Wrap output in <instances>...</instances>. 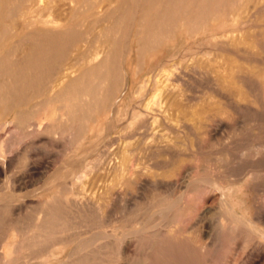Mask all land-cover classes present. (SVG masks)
<instances>
[{"label":"rangeland","instance_id":"1","mask_svg":"<svg viewBox=\"0 0 264 264\" xmlns=\"http://www.w3.org/2000/svg\"><path fill=\"white\" fill-rule=\"evenodd\" d=\"M47 1L48 0H42L41 5L39 6L38 16L41 19H43L47 16V12L44 9ZM105 1H106L105 3H107V4L112 3L111 8L114 12L116 10L121 9V13H122V11L125 14L127 13L126 15H124L122 13V16L121 15L118 16V18H121L122 20H123L124 16H125V18L123 20V24L121 23L122 28L120 26L119 28H121V29L118 28L119 31L116 30L117 31L116 35L119 37L120 33H122V30H123V33H122L123 35H120V37L122 36L120 38L121 44L123 42L129 41L131 49H132V51H130L129 54L126 56L127 60L125 63V68H126V70H128V72L131 76L130 83H129V89L126 91V93L124 94V97H123V99L126 100V103L128 105L130 104L131 99L132 100L134 99V97L132 96V91L135 90L137 88V86H139L145 78H148V77L149 78L150 77L155 78L157 70L161 66H165V67L166 66L167 67L172 66L171 68H173L175 70L174 74L172 75V80L169 81V85L172 83L170 85L171 88L172 87H174V88L173 89L169 88L171 91L165 90V92H164L165 94H163V93L162 94H163V96L164 95L167 96V94L169 95V92H170V95H171V92L175 88L178 87L177 89H175L176 91L178 90L177 91L178 93L176 92L177 93L176 94L174 92L175 91L174 90L172 95L173 96L176 95L173 98H177L179 101H182L183 99L185 100L184 103L182 101V103H183V104L181 103L182 106L180 105L183 108L186 107L184 105H186V102H187L188 108L187 107L185 108V109H187L186 112H185V110H183L179 106V102H177L178 100L177 101H176V99L173 100L172 95L169 96V98L172 99V102L174 101V102H176V104L178 103L177 105H178L179 109H177V110L179 111L181 108V110L179 111L180 113L179 112L177 113L178 116L176 115L177 111L173 110L174 106L176 104L172 105L171 107H169V105H167L168 107H165V104L167 101L163 104V106H164L163 109L161 106H158V105H156V106L154 105L156 109L154 107H152V108H154V111L156 113L153 111V109L151 107H149L150 109H152V110L149 109L150 111L148 110L147 107H146V109L143 108V107H145V104H143V103L146 101V97H143L141 99L138 97V99H134L130 104V106L133 107L134 110H139L143 115V116L141 115V120L137 123L138 125L135 124V127L137 126V128H138V132L135 131V132H137L134 135L135 137H133L129 140L131 148L134 147L133 149H135L134 150L135 154H136V152H138V154H136L137 156L139 155V152L140 153L145 152V154L147 156V157H145V155H143L144 153L141 154V156L139 155V158L140 157L143 158V156L145 157L143 159L140 158L141 160H144V161L140 160V161H136V163L139 162V163H141L140 165H142L143 163L145 164L146 159H148V161L152 160L151 158H153L154 156L150 155L152 157L151 158L149 157L150 153H149V151H144L145 148H144V146L143 147L141 146V145H143L141 143V141L145 142L148 145L150 143L151 138L154 136V133L157 132L155 134L157 136V138L158 137L160 138V136L162 135L161 138H163V140L166 139L167 142L171 138L169 140L170 141L169 143L166 142V145L170 144V146H172V147L176 146L174 148V150L172 151V153L168 156V154L170 153V152H167L168 149H165L166 151L163 150L165 148L164 143L166 140L163 141L160 138L161 140L159 141L157 139V141H159L158 143L160 145L161 144L162 145L164 144V145H163V147H161L162 148L161 150H163V151L159 150L158 154L155 155V156H158L159 158L157 157L154 160H156V159H157L156 161H158V160L163 161L164 160L165 162L167 160L166 163L169 162L170 167H169V165H168V167H166L167 164L165 165L164 161L161 163H160V161H158L159 163L156 161H153V162L150 161L151 163H153V165L150 162H149V164L147 163L148 165L145 164L148 169L146 168L145 165L141 166V167H145L146 170L144 169L145 173H143V178L141 177L142 179L141 178L138 179V184L136 183V186H135L133 192H131V194H129L128 196L122 195L123 197H117L110 205L107 203L103 207V208H105V209H103V213H101L102 215H105L103 217L101 214H99L93 210H89V211L86 210V212L80 213V214H77V213L74 214V211L72 213V211L70 210L72 208H70V205L67 204L68 203L67 200L69 197H74V196L75 197L76 196L77 197L83 196L85 198L92 197L95 193L96 194L101 193L103 190V186L105 184L111 182L112 179H114L113 178L114 175L111 172H108L110 170V167H111L110 165L112 164L111 162L109 163V165H107L108 162L106 164L107 167L109 168L108 169L106 167L108 169V170L106 169L107 171L105 170L106 173L104 170L101 171V173L95 172V171H93V172L90 171L91 173L90 172H88L89 174L86 173L88 175V176H86V174H85V171L87 170V167H86L87 164L86 163H89L91 161V158L89 157V155H90L89 153H91L90 152L91 150H89V149L94 150L96 145H99V147H102L103 148L102 150H108V148H109L110 151H112V153H115L120 149H125L126 143H124V142H126V140L124 141L123 139H125V137L128 136V132L131 129L130 120H132L131 114H132L133 110L132 109L129 110L126 122H123V121L121 122V120H117L118 119V114H117L118 112L113 113V118L116 121V125H115V127H113L111 132L108 131L109 128L107 129L105 127V126H107L105 124H107V120H108V114H105L103 116L104 117L103 119L100 120V118H98V121H96L97 122L96 126L94 128H92L91 130H89L85 134V137H84V134L80 135V133L78 134V132H77V130L79 132H80V130H82V127H80L79 124H78L79 126L77 125V127L74 125L76 129L72 128L73 127L72 124H74L75 122H77L79 120L80 112H78L79 114H77V116H78L77 117L76 114H74V113H76V111L75 112L72 111V112H74L73 113L75 116L74 118H76L78 120L72 118L73 117L72 116L73 114H71L72 112H70V114H71L70 116H69V112L66 113L68 115V116L66 115L67 117L63 116L64 115V112H63L62 113L63 115H60V116H63V117H61V119L54 112H50L49 114L45 112L47 115L46 116L44 114V110H46V108H45L44 103L42 102L44 100L45 96L44 95L32 96L31 93L28 94L31 90L29 89L30 91H27L28 90L27 86H24V88L22 86H20V85H24L23 83H26V82L22 81V84H21V80L19 82L18 81L19 79L16 76L14 77V75H12V73H11V75H8L11 72L10 70H7V69H5L6 71L3 70L4 72L3 71L0 72L1 73V75H0L1 76L0 77V105H3L2 106L3 110L1 111V109H0V203H2V204H0V264H37V263L57 264L59 261L66 258V256L69 253V250H67L63 254V256L60 257V259H57L54 261H49L48 259H45V257L46 258L48 257V253L49 252L58 253V251L61 247H63V246L65 247L64 243H69L70 241H72L71 239H73V240H80L81 239L82 240L84 238V240H85L87 236H92V233H95L98 230V227H99L98 220L102 219V221L104 222V224L106 226L105 229L108 230L112 226H114V224L117 226L120 225L121 222H123L122 220H125V219L127 220L128 218H135L133 216H135L138 212H139V214L136 215V218L138 219L139 217L142 216V219H143L146 216H148L147 213H145L146 212L145 210H147V211L151 210L152 211L154 206H156V205L158 206V204H160V205L166 204L169 201L171 202V200L176 201V199H179V196L180 197L183 196L184 199L188 201V205L190 206L191 211L194 212V213L191 212L190 213L191 215L186 217L187 220L189 219L188 220L189 222H190V219H192L190 222L191 227L189 226V224H187L188 221L185 220L186 226L190 230L189 233L192 234V235L190 234V237L195 236V237H193V238L191 237V238L193 240H195V239L197 240V238L199 236V233H197V231L199 228L204 226L203 229L201 228L203 233H205L206 229L208 228L206 233L208 234V232H209L210 234H208L207 237L203 239V241L205 243H208V244L213 243L216 245L217 248H219V246L226 247V245H227L225 253L230 252V254H228L227 257L233 256L235 249H234V247L232 248V245L234 242L230 243L232 240V237H230L229 233L227 234V233H224L223 231L218 232V229H220V226L218 227V229H216L215 226H213L215 223V222H213V221H215L214 217L211 215V213H210V215H209V213L206 214V209L209 208V205L211 204L210 201H212L211 198H213V199L216 198L217 193L206 192L203 195V193L198 194V192L196 190L194 192L193 189L196 188V186H198V185H202L204 182H206V180L207 181L211 180L212 182L216 183V185L220 188L224 187V186H227V188H229V197L238 203L239 209L241 211H245L247 214H250V215H256L259 211L262 210V208H264V57H263L264 55L257 57V55H259L260 53L261 54L264 53V43H263V47H260L259 44H257V42H256L257 40L253 39V38H256L255 35L257 36V31L255 30V28H252L253 30L249 28V26L251 24L252 25L253 24L255 25V23H256V25L257 24L258 25L264 24V10L261 12H258L257 10L255 11L254 7H252V6H254V2H256V0H253V1L247 0L249 3L246 2V5L244 8H246V11L248 9L251 10L253 8L252 9L253 11L251 10L252 12L250 13V10H248L247 11L248 13H247L244 8L242 10L244 12H242L241 10L238 11V13L240 12L241 20L245 21V19L246 20L248 19L250 24L246 23L247 24L246 27H248V28H247V30H244V31H247L245 33H244V31L241 30L240 26L234 28L236 31L238 30L237 31L238 33L240 30L241 31L239 34L236 33V31H235L234 34L235 33L236 34L232 35L231 38L229 39V41L232 42L234 40L235 44L238 43L237 48L240 49L241 52H239V51L237 52L238 49L236 50V48L234 50L233 49L234 47L232 48L233 50H231V48L229 47L230 48L229 49L230 54H229L228 50L224 49L223 45L220 42L215 43V44L212 43V41L210 39L209 30H208V32L197 34L198 36L196 35V37L193 36L192 38H190V40L187 37V31L186 30H188V29L183 28L182 31L180 30V29H182L181 28L182 25L178 19H180V17L182 16L184 9L185 10L187 9L186 8V7H188L187 4L192 0H190V1L188 0V2L183 1L186 4H183L182 1H180V3H181L180 4L178 1L177 5H175V6H177V8L174 9L175 11H174V14H172L173 15L172 17H175L174 18L175 21L177 19L176 16L178 17L177 23L174 24V20L171 21L173 24L171 22L170 23H171L172 32L174 34L173 36H177L178 30H180V33H179L177 40L166 41L164 44H162L160 40L155 39V37L159 38L161 36V34H162L161 30L163 29V28H160L161 26L160 27L158 26L159 22L156 23L158 25L155 24L157 19H156V16H154L155 15L154 13L157 12L158 9H160L159 6L155 7L154 5H150L151 4L150 1L146 2V0H145V2H144L143 0H141L142 6L140 5V8H138L139 9V11H138V10H136L135 7H134L135 10L133 9L132 3H130L131 0L130 1H128V0L127 1H121V0H111L110 1V0H108V2H107V0H105ZM197 1H198L197 3H199L201 0H197ZM125 2H127V4ZM204 2L205 1L200 2V3L203 4ZM228 2H231V0H228ZM251 2L253 5L251 4ZM120 3L122 5V6L120 5L122 8H120V6H119ZM123 3H125V5L127 6L125 8V10L128 8L126 10V12L123 10L124 9ZM144 3L146 5L148 3L149 5L146 6ZM190 3H192V2H190ZM190 3H189V6L191 7L190 9H192V7H194V6H192V4H190ZM247 4L250 6L248 7ZM261 5H264V3H261ZM14 6H15V3L10 5L11 8H13ZM116 6H118V8H120V9H117ZM148 7L149 8L154 7V8H152L150 11L148 9ZM142 10H144L145 12H143ZM180 10H181L182 14H181V12L180 13L178 12ZM133 11H135V13H132ZM121 13L119 12V14H121ZM177 13L180 14L181 16L178 15ZM241 13L243 14V16ZM132 14L135 15V17L137 18L138 21L139 20L141 21V19L143 18L142 19L143 30L138 35L139 43L136 46L137 52H136V50H134L135 48L133 45L134 41L136 40V38H135L136 36L135 37H133V36L129 37L128 36L129 33L131 32V30H132V32L134 31V29L136 31V28H134L135 25L131 24V22H130L131 21L130 19L132 18V16H134ZM247 14H251V15L248 16ZM193 16L194 15H192V17ZM133 18H132V20H133ZM250 19H253V20H250ZM11 20L8 17V18H6L5 21H7L10 24ZM178 22H179V24H178ZM173 26H175V28H177V29H175ZM163 27H165V26H163ZM166 27H167L166 29H169L167 25H166ZM159 28H160V30H159ZM129 29H131V30H129ZM125 31L127 33V36H126ZM128 31H130V32L128 33ZM156 31H157V33H156ZM223 31H224L223 28L218 27L215 32L218 35H221V34H223ZM248 31L250 33H248ZM253 31L256 33H254ZM154 33L156 35L158 34L157 35L158 37L156 35H152ZM242 33L248 34L249 36H251L253 34V36H251L253 38H250V39L253 41L255 40L254 43L255 42L256 43L255 44L252 43L253 41L249 40V36H245ZM234 36L238 37V39ZM246 37L251 42L246 40ZM124 38H125V40H124ZM127 38H128V40H127ZM173 38H175V37H173ZM153 39H155V40H153ZM246 41L250 44L246 45V43H247ZM154 42H155L156 46H154ZM158 43H159V45H158ZM239 43H241V44H239ZM240 45H241V48L239 47ZM242 46H245V47H243L244 50H241V49H243ZM252 47H255V48H252ZM250 48H252L251 50H252L254 55H252V53H250L251 50H248ZM256 48L257 49L261 48V49H260V51L257 50V52L255 53L253 49H255V51H256ZM245 49L248 50L247 53H245L246 52ZM261 50L263 53L261 52ZM217 51L221 52V53H218ZM225 51H227V53ZM258 51L260 53H258ZM235 53L237 55L239 54V56H237V55L235 56ZM233 54H234V58L237 57L236 59H234L233 57H229L230 55L233 56ZM245 54H246L247 59H244ZM199 55H200V57H199ZM242 55H244V57ZM250 55H252L251 56L252 59H251ZM221 56H223V57H221ZM254 56H255V58H253ZM224 57H225V59H224ZM213 59H216V60H213ZM254 59H257V60L255 61ZM197 60H201L203 62V65H202L203 67H201L202 70L200 68H199L200 69L199 70V69H196L194 67V65H195L194 63H196ZM217 60H220V61H217ZM132 61H133V65L131 66ZM174 61H176V62H174ZM204 62H206V63H204ZM230 63L231 64L232 63L238 64V65L234 64V66L239 67V69L237 67L236 68L232 67L233 64L231 65ZM222 65L224 68L223 67L221 68ZM176 67L177 68L179 67V68L177 69ZM227 67H228V69H232L233 73L231 72V70L229 71L230 76L227 73L228 71L226 72V70H228V69H226ZM136 68H139V69L136 70ZM209 69H211V70H209ZM222 69H223V71H222ZM138 70H140V71L136 75ZM5 73H6V75H5ZM153 73L155 76L152 75ZM225 73H227L226 74L227 79L229 78L228 80H229L230 84H229V82L228 83L226 82V81H228L226 78H224L226 76H223ZM234 73H236V75L238 73V76L233 75ZM219 74H220V77L222 76L224 78V81L226 79V81H225L226 83H223V84H226L225 86H227L225 88V91L228 90L229 88H232V86L237 83L236 85H234V88H232L231 90L228 91L229 93H232V94L227 93V91L223 92L224 87H222V86H224V85L221 84L222 83L221 81L223 80L222 77L221 78L219 77V80L220 79H222V80L220 81V84H217V82L219 81V80H217L218 79L217 77ZM133 75H135V77H133ZM215 75H216V77H215ZM9 76H11V78ZM231 76H233V78H231ZM234 78H237V79L240 78V79L237 80ZM8 79H9V81H8ZM11 79L13 81L16 80V82H12ZM10 80H11V82H10ZM17 81L20 83V85H18ZM117 81H116V85H117L116 88L118 89L120 87V85H122L123 82L122 81L117 82ZM11 83H12V86L14 85L13 88L11 86ZM218 85H220V86H218ZM229 85H231V87ZM131 88H132V90H131ZM24 89H26L25 91H27V92H25ZM20 90H22V92ZM130 90H131V92H130ZM148 91L150 92V89ZM13 92H15V93L17 92V93L14 94ZM149 92H147L146 96L149 95ZM19 94L20 95L22 94V95L20 96ZM25 95H27L28 97L29 96H31V97L25 99V97H27ZM166 96H164L165 99H164V97L162 98V100L164 99L163 101L167 100L168 96L167 97ZM34 97H36V99ZM84 97H86V96H84ZM16 98L17 99L21 98V99H18V101H17ZM179 98H183V99L181 100ZM22 99H25L24 101L27 105L26 107H28V106L30 107V103L33 104L34 102L37 104H40V105H36L34 107L36 109L39 106L35 110V112L36 111L37 112L32 114L33 120L30 118V120H28V122H26V124L28 123V125H26L27 128H25V130H28V131H25L24 129H22V127L17 128L18 127L17 126L18 125V118H15V110H16L15 108L16 107H14V105H17L16 103H19ZM30 99L32 102L31 101L29 102ZM143 99H144V102H143ZM39 100H41L40 101L41 103L39 102ZM212 100H213V102H212ZM11 101H12V103H11ZM168 101H171V100L168 99ZM9 102H10L11 106L8 105ZM13 102H14V105H12ZM208 103L210 105L212 104L211 107H209V106L207 107ZM213 103H215V104H213ZM41 104H42V106H41ZM57 104H59V103H57ZM141 105H143V107ZM177 105L175 107H177ZM213 107H216L218 110L221 107V111L222 112L224 111L226 113L224 114V117L219 116V118H218L219 122H218V120H216V122H215V121H212L210 119L211 123L212 122L216 123V124L214 123V124L210 125V123H209L210 120H204V119H207L206 117L210 113L207 109L211 110V108H213ZM19 108L22 109L23 106H21ZM50 108L52 109L53 106H50ZM141 108H143V110ZM166 108H167V111H166ZM169 108H172L173 112ZM202 108H203V110L205 109L206 112H208V113H205V110H204V112H202ZM144 109L148 110V111L145 112ZM199 109L201 110L202 115L200 113L198 116V112H200ZM124 110H125V107H123V111ZM181 111L183 113L184 112L185 113L183 114V113H181ZM162 113H164V114H162ZM168 113H170L169 117H168ZM144 114H145V116H144ZM148 114H149V116H148ZM171 114H174V116ZM193 114L195 116H193ZM206 114H207V116H205ZM115 115H116V117H115ZM183 115H185V116H183ZM220 115L223 116L222 113H220ZM43 116H44V119H43ZM45 116H46V118H45ZM172 116H173V119L175 116H177V118H179V119L175 118L173 120L171 118ZM181 116H183V118L187 116L188 119L189 118L190 119L188 120L187 117L182 119ZM201 116L204 117V118L202 117L203 119L201 118V120H204L203 122L208 121L207 124H204L203 126L199 125V124H202V123H200V119H199V117H201ZM55 117H58L59 121L63 119L62 122H58V121L56 122L57 119L55 120L54 119ZM64 117L66 119L71 117V119L66 121V119ZM153 117H157V119L159 121L156 124H154V126H150V124L148 125V127L145 126L149 131V132H147L148 134L150 132H153V130H155L153 132V136L150 135L151 136L150 140H149V136H148V139L145 140V137L147 138L148 134L146 133L147 130L146 131L142 130L143 128H145L142 125L146 121L150 120V122H151L153 120ZM164 117H166V120H164L165 119ZM220 117H221V119L223 118L222 121H220L221 120ZM145 118H147L149 120H147ZM167 118L170 121V123H167L168 122ZM196 118L199 119V123H198ZM185 119H187V120H185ZM5 120H6V123L3 122ZM31 120H32V122H31ZM64 120L66 122L72 120V124L70 123L72 125V127H71V125L69 126V123L65 122V125H68L69 129L67 128V126L62 124L61 125L62 129H60V127H59L57 130L56 124L58 123V126H59L60 123L64 122ZM171 120H173L174 123H176V124H174V123L172 124L173 121H171ZM13 121H15V123ZM47 121H48V123H47ZM186 121L188 122V124L184 125L183 123ZM80 122L81 121H79V123ZM191 122L193 124H191ZM29 123H31V124H29ZM32 123L33 124L37 123V125L39 124L40 126H42L43 123H46L47 128L41 127V129H37V128H40V126L37 127V125H33ZM49 123H51L50 127H48ZM46 124H44V125L46 126ZM52 124H54V126H55L54 129H53ZM176 125L177 126L179 125V126L177 127ZM192 125H194V127L196 125V127L191 128ZM24 127H25V125H24ZM48 128H50V130H48ZM63 128L65 130H63ZM46 129L48 131H50V133ZM59 129H60V132H59ZM68 130H69V132H68ZM140 130H142V131H140ZM64 131L66 132V134ZM161 131H163V134H165L166 136L161 134L162 133ZM61 132L62 133L64 132V133L62 134ZM81 132L83 133V130ZM105 132H109V133L103 136V134H105ZM76 133L79 136L80 141L78 139H76V137L78 138V136L75 135ZM158 133H160V134L158 135ZM150 134H152V133H150ZM51 135H52V137H50ZM73 135L75 137H73ZM80 136H82L83 139H81ZM139 136H140V138H139ZM166 137H169V139ZM72 138L74 139V141ZM139 139H140V142L138 141ZM135 140L138 141V144ZM113 141H114V143H113ZM131 141H134V143L132 142L133 145H131L132 144ZM148 141H149V143H148ZM171 141L174 142V143L172 142V145H171ZM79 142H81V145ZM139 143H141V145H139ZM124 144H125V148H122V146ZM176 144H178L179 146ZM109 145H111L112 147H110ZM114 147L118 148V150H115L116 148H114ZM179 147H181V148L183 147L184 152L182 150L177 151L176 149ZM138 148H140V150H141V148H143V149H142V151H140V150H138ZM185 149L187 150V152L189 154L187 152L185 153V151H186ZM174 151H176L178 153H176V152L174 153ZM147 152H148V155H147ZM118 153H120V152H118ZM179 153L181 155L182 154L183 155L181 156ZM172 154L174 155V157L172 156ZM184 154H185V156H186V154L188 155V156H186L187 158L184 156ZM177 155H178V157H177ZM148 157L150 158V160ZM165 157H166V159H165ZM182 157H185L187 160H185V158H182ZM191 157H192V159H191ZM136 158H138V157H136ZM181 160L182 161L184 160L183 162H185V161L187 162V163L185 162L186 163V164H184L185 166L183 165ZM188 160L191 162V164ZM108 161H110V160H108ZM155 163H157V165L160 164L159 166L160 167L162 166L161 167L162 169L160 170V168L159 169L157 168V171H156V169H154V168L159 167V166H156ZM173 163L174 164L176 163L175 166L182 164L181 165L182 168L177 166L176 167L177 170H176L174 165L172 167ZM187 164L189 166L186 167ZM78 165H80V166H78ZM150 165H152V166H150ZM164 165H165V167H163ZM192 165H193L192 169H189V168H191ZM78 167H81L80 168L81 170ZM152 167H154L153 170H152ZM185 167L186 168L189 167V168L186 169ZM178 168H181L183 170V172L179 173ZM184 168L186 169V173H185ZM149 170H150V172L155 171L156 172L155 175H157V174L158 175L161 174V175L155 176L154 173L152 175L148 174ZM175 170H176L177 174L179 173L182 176L184 175V179L182 178V176L179 177V175H177V174H176L177 175L176 177H178V179H176L175 177H171L172 174H173V176L175 175ZM94 172H95L96 176L94 175ZM96 173L101 174V175H98ZM107 173L108 174L110 173V174L108 175ZM90 174H92V175H90ZM165 174H166V176H165ZM82 175H84V176H82ZM145 176H146V178H144ZM78 177L80 179L82 178L81 179L82 182L78 183V180H80ZM83 177H84V179H83ZM100 177L102 180L100 179ZM152 177H153V180H152ZM94 179H96V180L93 182ZM109 179H111V180H109ZM171 179H172L173 183L171 182ZM175 179L177 180V183H176ZM89 180L90 181L92 180V181L89 182ZM98 180H100V182ZM139 180H140V182H139ZM197 180H198V182H197ZM67 181L68 182L70 181L69 186L66 183ZM102 181H104L105 183ZM199 181H200V183H199ZM74 182H76L77 184ZM97 182H99V184ZM73 183L75 186H73ZM96 183L99 186H95ZM65 184L68 186L67 188H66ZM46 185H47V187H46ZM87 187L88 188L90 187V189H87ZM98 187H100V188H98ZM69 189H70V191H69ZM36 190L38 192H35ZM71 190L73 192H71ZM33 191H34V193H33ZM97 191H98V193H97ZM189 191H190V193H189ZM183 193H184V195H182ZM14 195H15V197L12 198ZM23 195H25L26 197ZM17 196H19V197H17ZM189 196H192L196 200H194L192 197H191L192 199H190ZM16 197H17V199L14 200ZM10 198H12V199H10ZM154 198H155V200H154ZM18 199H20V200H18ZM189 199H190V201H189ZM3 200H8V201L12 200V201L9 202L8 204L4 205ZM156 200H157V202H156ZM15 201L17 203H15ZM60 201L61 202L63 201L62 202L63 205L67 202L65 204L66 207L62 206ZM58 202L60 203V205ZM2 205L4 207H2ZM14 206H15V208H14ZM21 206H22V208H21ZM150 207H152V208H150ZM19 208H20V210H19ZM49 208H50L51 215L47 216V215H45L46 214L45 210L46 209L49 210ZM131 209H133V210L131 211ZM140 209H142L141 210L142 212L139 211ZM134 210H136V211L138 210V212L136 213V211H134ZM153 210L156 211L155 209H153ZM90 211H92V212H90ZM133 212H135V215L132 214ZM70 213H71V215H70ZM141 214H143V215H141ZM144 214H146V216H144ZM74 215H76V216H74ZM127 215H130V216H127ZM138 215H139V217H138ZM70 219L72 222L70 221ZM60 221H61V223L63 222V224L65 223L64 225L66 227L69 226V228L72 225H75L74 231L72 229L71 233L69 232L71 229H69V230L65 229L67 231V232L64 231L67 234L66 235L64 233L66 235L65 239L62 236L63 233L61 234V236H58V237L55 236L56 234H52L55 232V230L58 227H61V223H59ZM206 223H209V224H206ZM38 225L39 226H42V225L45 226L46 225L45 228H46L48 235L47 236L43 235V236H41V238L40 237L38 238L39 240L36 239L37 241H35L34 239L37 238L36 236H38V231H40V228ZM195 225L197 226V228L195 227ZM212 227H214V229ZM201 230H199V231L201 232ZM77 231H78V233H77ZM211 231L213 233L214 232L215 233L213 234V233H211ZM43 233H44V229H43ZM84 233H85V235H84ZM69 234H70V236H68ZM72 234H73V236L71 237ZM33 235H35V236H33ZM67 237H69V238H67ZM22 243H24L23 244L24 246L22 245L23 247L21 246ZM19 245L22 248H20ZM228 247L232 248V250L228 251V249H229ZM15 249L18 250L19 252L16 251ZM6 251H10V255H8L7 259L4 255H2ZM231 251H233V252H231ZM41 253L44 254V257H42V258L40 257V256H42V255H40ZM189 253L190 254H188L187 258H190V259H186V261H185V257L180 256L181 258H179L178 260H182V261H178L177 264H198V263L199 264H205L204 259L198 258L199 256H197V254L194 251H190ZM223 253L224 252H222L220 255L222 256ZM241 256L242 257H240L237 264H244V263L245 264H251V263L252 264H264V261H259L258 263L257 262L253 263V261L249 260L252 258L246 257V254H242ZM183 260H184V262H183ZM247 262H249V263H247Z\"/></svg>","mask_w":264,"mask_h":264},{"label":"bare ground","instance_id":"2","mask_svg":"<svg viewBox=\"0 0 264 264\" xmlns=\"http://www.w3.org/2000/svg\"><path fill=\"white\" fill-rule=\"evenodd\" d=\"M0 1H1L0 2V72H2L5 69L10 70L11 72H10V74L7 73L8 75H11V73H12V75H14V77L16 76L19 79V80L17 79L19 82L21 80V84H22V81L26 82V83H23L24 85H20V83L17 81L18 85L22 86L23 88H24V86H27L28 87L27 91L31 90L28 94L31 93L32 96L44 95L45 98L42 102L44 103L45 108H46V110H44L45 115H46V113L49 114L50 112H54L61 119V117L66 116L67 115L66 113H68V112H69V116L71 114H73L75 111H76V113H74V114H76V116H77V114H79L78 112H80L79 120L74 118L75 117L74 114L72 115L73 116L72 118L78 120L77 121L78 123L75 122L73 119L72 120L76 124L74 122H73L74 124H72V120L66 122L67 120L71 119V117L68 119H66L64 117L66 119V121L64 120V122L60 123L59 126H58V123L56 124L57 130L59 127H60V129H62L61 125L62 124L65 125V122L69 123V126L72 124L73 125V127L71 125L72 128H75V126L77 127V125L79 124L80 127H82L83 133L81 132L82 130H80V132L77 130V132H78V134L80 133V135L84 134V137H85V134L89 130H91L92 128H94L96 126V123H97L96 121H98V118H100V120H101L104 118L103 116L105 114H108L107 124H105L107 126H105V127L107 129L109 128L108 131L111 132L113 127H115V125H116V121L113 118V113L118 112L117 113L118 114L117 120H121V122L122 121L126 122L129 110L130 109L133 110L132 114H131L132 120H130L131 129L128 132V136H126L125 139H123L124 141L126 140V142L123 141L124 143H126V148H125V144L123 145L124 147L122 146V148H125V149L118 150V148L114 147V148H116L115 150H118V151L115 153H112V151H110L109 148H108V150H102L103 149L102 147H99V145L95 144L96 145L95 149L94 150L89 149V150H91L90 151L91 153L88 152L90 154V155L89 154L88 155L91 158V161L89 163H86L87 164V166H86L87 170L85 171V174L90 172V171L91 172L95 171V172L101 173V171H103V170L105 171L108 168L107 165H109V163L111 162L112 164L110 165L111 167H110V170L108 172H111L114 175V177L112 176L114 179H112L111 182H109L103 186L102 192L100 191L101 193H98V191H97L98 194L95 193L92 197H87V198H85L83 196L82 197H77V196L76 197L75 196L69 197L67 200L68 203L66 202L67 204L70 205V208L73 209V210L72 209H70V210L72 211V213L74 211V214L75 213H77V214L84 213V212H86V210H88V211L93 210V211H96L97 213L101 214V213H103V209H105L103 207L107 203L110 205L117 197H123L122 195L128 196L129 194H131V192H133V190L136 186V183L138 184V179H140L141 177L143 178V173H145L144 172L145 167H141V166H143L147 163L149 164L150 161L151 162L156 161L157 159L156 160H154V159L157 158L158 156H155V155L158 154L159 150L162 149L161 147H163L164 144H165L164 145L165 148L163 150L168 149L169 151L167 150V152H170L169 154L167 153L168 156L172 153V151L176 147V146L172 147V146H170V144L166 145L167 140L165 138L164 139L166 141L163 140V138H161L162 135L160 136V138L163 141H165V143L163 145L162 144L160 145L158 142L161 139L159 137L157 138V136L155 135L157 132L154 133V136L156 138L153 136V132L155 130H153V132H150L152 134L147 133L149 131L145 126L148 127L149 124H150V126H154V124H156L159 121L157 119V117H153V120L151 122L149 119H147L148 118L147 117L145 119H147L149 121L145 120L146 122H144V123L142 122L143 123L142 126L145 127V128L142 127L143 128L142 130H145V131L147 130L146 133L148 134V135L146 134L147 138L145 137V140L148 139V136H149V140H150V137H151L150 135H152L154 138L153 137L151 138L150 143L148 141V143H149L148 145L143 141H141V143L143 145H141V143H139V145H141L142 147L144 146V148H145L144 151H149V153H150L149 157L150 158L152 156H154L153 158H151L152 160H150V158L148 157L150 161H148V159H146L145 164L143 163L142 165H140L141 163H139V162L136 163V161H140L141 160L140 158H142V157L139 158V155L141 156V154L144 153L143 155H145V157H147V156H146L145 152H143V153L139 152V155L137 156L136 154H138V152H136V154H135V151H134L135 149H133L134 147L131 148L130 141H129L131 138L135 137L134 135L138 132V128H137V126L135 127V124H137L141 120V115H142V113L139 110H134L133 107L130 106L131 102L134 99H138V97L140 99L143 97H146L145 102L143 99V102H144L143 104H145V107H143V105H141V106L145 109L147 107L148 110L150 109L149 107L155 108L156 105L161 106L163 109V107H164L163 104L166 101L167 102L165 104V107H168L167 105H169V107H171L172 105H175L176 102H174V101L172 102V99L169 98V96H171L173 91L175 89H177L178 87L175 88L171 92V95H170V92H169V95L166 93L168 98H167V100L163 101L165 99L164 96H166V95L163 96V94H165L164 93L165 90L171 91L169 88H171L170 85L172 83L169 85V81L172 80V75L174 74L175 70L173 68H171L172 66H169V67L161 66L157 70L155 78L154 77L145 78L142 81V83L139 86H137V88L135 90L132 91V96L134 97V99L133 100L131 99L130 104L128 105L126 103V100L123 99V97H124V94L126 93V91L129 89V83H130L131 76H130L128 70H126V68H125V63L127 60L126 56L129 54L130 51H132V49H131L129 41L123 42L121 44L120 38L122 36L120 37V35H123L122 34L123 30H122V33H120L119 37L116 35V32H117L116 30H118V28L120 26L122 28L123 20L125 18V16L123 17V20L121 18H118V16L119 15L122 16V13H123V11L121 13V9H120V8H122L121 3L119 4V6L121 5L120 8H118V6H116L117 9H120V10H116L114 12L111 8L112 3L107 4V3H105L106 2L105 0H48L47 3L45 4V8H44L47 12V16L45 18L41 19L38 16V14H39L38 10H39V6L42 3V0H0ZM121 1H127V0H121ZM128 1H130V0H128ZM143 1L145 2V0H143ZM147 1H150V3H151L150 5H154L155 7L159 6V8H160V9H158L157 12H155V13L153 12V13L155 14L154 16H156V19H157L155 24L159 22L158 23L159 25L158 24H156V25H158L159 27L161 26L160 28H163L161 30V33H162L161 36L159 38L155 37V39L160 40L162 44H164L166 41L177 40L179 33H180V30L182 31L183 28L188 29L186 31H187V37L189 40L193 36L196 37L197 34L208 32V30H209L210 39H211L212 43L215 44V43L220 42L223 45L224 49L228 50V53H229L230 48H231V50H233V49L235 50V48H236V50L238 49L237 48L238 43L235 44L234 40L232 42L229 41V39L231 38L232 35H235L236 33H238L237 32L238 30L236 31L234 28L240 26L241 30L244 31V30H247V28H248V27H246L247 26L246 23L250 24L248 19L247 20L245 19V21L243 20L244 21L243 22L241 20V17H240V12L238 13V11L243 10V8L246 5V2H248L250 0H248V1L247 0L246 1L245 0H234V1L231 0V2H228V0H201L200 2L205 1L203 4L200 2L197 3L198 2L197 0H192V1L189 0L190 2H192V3H190V2L189 3L192 4V6H194V7H192V9H190L191 7L189 6V3H188L187 4L188 7H186L187 8L186 10L184 9L183 14H182L181 10L178 11L179 13L181 12L182 16L177 13L181 17L179 16L180 19H178V17L176 16V18L179 20V22H181V25H182L181 28L182 29L177 31V33H178L177 36H173L174 34H173L172 28H171V23H172L171 21L174 20V24L177 23V19L175 21V19H174L175 17H172L173 16L172 14H174V11H175L174 9L177 8V6H175V5H177L178 1L180 3V1H182V2L187 1L188 2V0H146V2ZM107 2H108V0H107ZM184 2H183V4H186ZM13 3H15V6L13 8H11L10 5ZM125 3L127 4V2H125ZM125 3H123V5H124L123 10L126 12V10L128 8L125 10V8L127 7L125 5ZM130 3H132L133 9L135 7L136 10L139 11L138 8H140L142 1L141 0H131ZM148 3H147V5H149ZM261 3H264V0H256V2H254V6H252V7H254L255 11L257 10L258 12H261L264 10V7H263L264 5H261ZM251 4H252V2H251ZM247 6L249 7L250 5L247 4ZM152 8H154V7H151V8L148 7V9L150 11ZM244 9L246 11V8H244ZM248 10H250V9H248ZM251 10H250V13L253 11V10L252 11ZM142 11L145 12L144 10H142ZM119 12L121 14H119ZM242 12H244V11H242ZM132 13H135V11H133ZM123 14L126 15L127 13L126 14L123 13ZM132 15H134V14H132ZM192 15H194V16L192 17ZM247 15L249 16L251 14H247ZM242 16H243V14H242ZM8 17L10 20L12 19L10 24L7 21H5L6 18H8ZM132 18H133V20H132ZM132 18L130 19L131 20L130 22H131V24L135 25L134 28H136V31L134 29V31L132 32V30L129 29V30H131V32L128 31V33L130 32L128 36L129 37H131V36L135 37L136 36L135 37L136 40L134 41L133 45L135 48L134 50H136V52H137L136 46L139 43L138 35L143 30V25H142V19L143 18L141 19V21L140 20L138 21L137 18L135 17V15L132 16ZM250 20H253V19H250ZM179 22H178V24H179ZM166 25L168 26L169 29H166L167 28ZM163 26H165V27H163ZM175 26H173V27L175 28ZM250 26H249L250 29L255 28V30L257 31V36L255 35V37L257 39L251 37V36H253L252 33L254 31L251 33L252 35L250 34L251 36H249L248 34H244L247 31H244V33H242V34H244L245 36H249V40H251L250 38L257 40L256 41L257 44H259L260 47H263L264 24L263 25H258V24L256 25V23H255V25L251 24ZM218 27L224 29L223 34L218 35L215 32ZM121 28H119V29H121ZM160 28H159V30H160ZM175 29H177V28H175ZM235 31H236V33L234 34ZM240 31H239V33H240ZM125 33H126V31H125ZM156 33H157V31H156ZM248 33H250V32L248 31ZM254 33H256V32H254ZM152 35H156V34L154 33ZM126 36H127V33H126ZM173 37H175V38H173ZM234 37H236V36H234ZM236 38L238 39V37H236ZM155 39H153V40H155ZM124 40H125V38H124ZM127 40H128V38H127ZM246 40H248L247 37H246ZM251 41H253V40H251ZM251 41H249V42H251ZM254 41L252 43H254ZM239 44H241V43H239ZM247 44L249 45L250 43L247 42L246 45ZM158 45H159V43H158ZM154 46H156L155 42H154ZM239 47L241 48V45ZM243 47H245V46H242V48ZM252 48H255V47H252ZM252 48H250L248 50H251ZM260 49L256 48V51H255V49H253V50L256 53L257 50L260 51ZM241 50H244V48ZM248 50H246L245 53H247ZM238 51L241 52L240 49H238L237 52ZM259 51H258V53H260ZM225 52L227 53V51H225ZM261 52H262V50H261ZM218 53H221V52H218ZM250 53H252V55H254L252 50ZM260 54L257 55V57L264 55V53L261 55ZM236 55L237 54L235 53V56ZM252 55H250V57ZM223 56H221V57H223ZM237 56H239V54ZM242 56L244 57V55H242ZM199 57H200V55H199ZM229 57L234 58V54H233V56L230 55ZM245 57H246V54H245ZM245 57H244V59H247V57L246 58ZM236 58H234V59H236ZM253 58H255V56ZM224 59H225V57H224ZM251 59H252V57H251ZM257 59H254V60L256 61ZM213 60H216V59H213ZM217 61H220V60H217ZM174 62H176V61H174ZM204 63H206V62H204ZM194 64H195L194 67L196 69H199V68L201 69V67H203L202 66L203 62L201 60H197L196 63H194ZM234 64L232 65V67L236 68L237 66L235 67ZM132 65H133V61L131 63V66ZM235 65H238V64H235ZM222 67H223V65L221 66V68ZM237 68L239 69V67H237ZM137 69H139V68H136V70ZM226 69H228V67ZM209 70H211V69H209ZM230 70L232 72V69L226 70V72L228 71L227 73L229 76H230V74H229ZM139 71L140 70L137 71L136 75L139 73ZM222 71H223V69H222ZM154 73L152 75H154ZM227 73H225L223 75V76H226V77H224L226 79H227V75H226ZM0 75H1V73H0ZM5 75H6V73H5ZM233 75H236V73H234ZM236 76H238V73ZM9 77L11 78V76H9ZM133 77H135V75H133ZM215 77H216V75H215ZM219 77H220V74L217 77L218 79L217 78L216 79L219 80ZM224 78H223V80L220 79L218 81L219 83L217 82V84H220V81L222 80L221 84L224 85V86H222V87H224L223 92L227 91V93H229L228 91L231 90L232 88H234V85H236L237 83L236 84L233 83L234 85L232 86V88H229L228 90L225 91V88L227 86H225L226 84H223V83H226V82L228 83L229 78L227 79L228 81H226V79H225L226 82L224 81ZM231 78H233V76H231ZM234 79H237V78H234ZM238 79H240V78H238ZM11 80H10V82H11ZM117 80L123 82L122 85H120L121 88L119 87L118 89L116 88V86H117L116 81ZM8 81H9V79H8ZM12 82H16V80L15 81L12 80ZM229 84H230V82H229ZM11 86H12V83H11ZM218 86H220V85H218ZM229 86L231 87V85H229ZM13 87H14V85L12 86V88ZM173 88L174 87H172L171 89H173ZM149 89H150V92L148 91ZM22 90H20V91L22 92ZM25 90L26 89H24V91ZM131 90H132V88H131ZM131 90H130V92H131ZM27 91H25V92H27ZM177 91L175 90L174 92L176 93ZM147 92H149V95L146 96ZM13 93L16 94L17 92L16 93L13 92ZM229 94H232V93H229ZM25 96H27V95H25ZM84 96H86V97H84ZM174 96H176V95H174ZM174 96L172 95V98ZM30 97L31 96H29V97L27 96V97H25V99L30 98ZM163 97H164V99L162 100ZM34 98L36 99V97H34ZM18 99H21V98H18ZM18 99L16 98L17 101H18ZM25 99H22L21 101L19 100L20 102L16 103L17 105H14V102L16 100L12 104V105H14V107H16L15 108L16 109L15 110V118H18V125H17L18 127L17 128L22 127V129H24V130H25V128H27L26 125H28V123L26 124V122H28V120H30V118L32 119V114L37 112V111L35 112V110L39 106L36 109L34 107L36 105H40V104H37L34 102L33 104L30 103V107L29 106L26 107L27 105L24 101ZM168 99L171 101H168ZM174 99H176V101L178 100L177 98H173V100ZM179 99L182 100L183 98H179ZM30 101H31V99L29 100V102ZM40 101L41 100H39V102ZM182 101L184 103L185 100L183 99ZM182 101H179V100L177 101V102H179V106L181 105ZM212 102H213V100H212ZM11 103H12V101H11ZM57 103H59V104H57ZM42 104H41V106H42ZM213 104H215V103H213ZM8 105H10V102ZM211 105L208 103L207 107L208 106L211 107ZM2 106L3 105H0L1 111L3 110ZM21 106H23L22 109L19 108ZM50 106H53V108L51 109ZM175 106H174L173 110L177 111L176 115L181 110V108L183 110H185V112L187 110L185 108L186 107L188 108L187 102H186V105H184L186 107L183 108V107H181L182 106L181 105L180 106L181 108L179 111L177 110V109H179L178 105H177V107H175ZM123 107H125L124 111H123ZM143 108H141V109L143 110ZM154 108H152L153 111H154ZM152 109H150V110H152ZM169 109L172 111V108H169ZM148 110H145V112ZM204 110L202 108V112H204ZM207 110L210 113L208 114V116H207V114L205 115V116H207L206 117L207 119H204V120H210L211 119L212 121H215V122H216V120H218L219 116L224 117V114L226 113L224 111L223 112L221 111V107L219 110L216 107L211 108V110L210 109H207ZM72 111H74V112H72ZM166 111H167V108H166ZM182 111H181V113H183ZM63 112H64V115L62 114ZM70 112H72V113L70 114ZM202 112L200 110V112H198V116L200 113L202 115ZM205 113H208V112H206V110H205ZM220 113H222L223 116L220 115ZM162 114H164V113H162ZM169 114L170 113H168V117H169ZM60 115H63V116H60ZM171 115L174 116V114H171ZM185 115H183V116H185ZM46 116H45V118H46ZM144 116H145V114H144ZM148 116H149V114H148ZM173 116L171 117L172 119H173ZM177 116H175L174 119L175 118L179 119V118H177ZM183 116H181L182 119L187 117L186 116L183 118ZM193 116H195V115L193 114ZM115 117H116V115H115ZM202 117L203 116L199 117L200 123H202L199 125H201V126H203L204 124H207V122H208V121L207 122L205 121L206 123L203 122L204 120H201ZM221 117H220V119H221ZM164 118H165L164 120H166V117H164ZM43 119H44V116H43ZM54 119L55 120L57 119L56 122L57 121L62 122V120H63L62 119L59 121L58 117H55ZM187 119H188V117H187ZM187 119H185V120H187ZM196 119L199 123V119L198 118H196ZM222 119L220 121H222ZM32 120H31V122H32ZM173 120H171V121H173ZM211 120L209 122L210 125L215 123V122L211 123ZM79 121H81V122L79 123ZM167 121H166L167 123H170L168 118H167ZM3 122L6 123V120ZM13 122L15 123V121H13ZM186 122H184V123L182 122V123L184 125L185 124L187 125L188 122L187 123ZM218 122H219V120H218ZM47 123H48V121H47ZM173 123H174V121L172 122V124ZM29 124H31V123H29ZM44 124H46V123H43L42 126H40L39 124L37 125V123L33 124V125H37V127L40 126V128L36 127L37 129H41V127L47 128V124H46V126ZM174 124H176V123H174ZM191 124H193V123L191 122ZM24 125H25V127H24ZM50 125H51V123L48 124V127H50ZM196 125H195V127H196ZM52 126L54 129V127H55L54 124H52ZM65 126H67V128H68V125H65ZM192 127H194V125H192L191 128ZM60 129H59V132H60ZM48 130H50V128H48ZM63 130H65V129L63 128ZM142 130H140V131H142ZM25 131H28V130H25ZM135 131H137V132H135ZM48 132L50 133V131H48ZM68 132H69V130H68ZM109 132H105V134H103V136L108 134ZM161 132H162L161 134H163V131H161ZM65 134H66V132H65ZM159 134L160 133H158V135ZM75 135H77V133ZM163 135H165V134H163ZM50 137H52V135ZM73 137H75V136L73 135ZM80 138L83 139L82 136H80ZM139 138H140V136H139ZM166 138L169 139V137H166ZM76 139L79 140V136H78V138L76 137ZM157 139L159 141H157ZM169 140L167 143L170 142ZM73 141H74V139H73ZM138 141L140 142V139ZM138 141H136L137 144H138ZM132 142L134 143V141H131V143ZM172 142L173 141H171V145H172ZM79 143L81 145V142H79ZM113 143H114V141H113ZM133 143L131 145H133ZM176 145H178V144H176ZM109 146L112 147L111 145H109ZM179 148H177L176 150L177 151L182 150L184 152L183 147L182 148L179 147ZM142 149L143 148H141V150H140V148H138V150H140V151H142ZM163 150H161V151H163ZM118 152H120V153H118ZM175 152L176 151H174V153ZM186 152H187V150L185 151V153ZM176 153H178V152H176ZM147 155H148V152H147ZM150 155H152V156H150ZM172 156L174 157L173 154H172ZM184 156H185V154H184ZM186 156H188V155L186 154ZM136 157H138L139 159ZM145 157L143 156V158H145ZM177 157H178V155H177ZM185 157H182V158H185ZM186 158H185V160H187ZM165 159H166V157H165ZM191 159H192V157H191ZM108 160H110V161H108ZM141 161H144V160H141ZM158 161H160V160H158ZM158 161H156V162H158ZM163 161L161 160L160 163ZM183 161L181 160L183 165L187 163L186 161H185L186 163ZM107 162H108V164H107ZM166 162H167V160H166ZM166 162L164 164L165 165L167 164L166 167H168L169 162L168 163H166ZM151 164L153 165V163H151ZM155 164H156V166L160 165V164L157 165V163H155ZM175 164L174 163L172 164V167L174 165L175 169L177 166L182 168V166H181L182 164H179L176 166H175ZM188 164L186 165V167L189 166ZM190 164H191V162H190ZM152 165H150V166H152ZM165 165L163 167H165ZM78 166H80V165H78ZM154 167H152V170ZM161 167L159 166V167H156L154 169H156V171H157V168L158 169L160 168V170H161L162 169ZM169 167H170V165H169ZM192 167H193V165L191 166V168H189V167L188 168L192 169ZM78 168L80 169L81 167H78ZM146 168H147V166H146ZM181 168H178L179 173L183 172V170ZM188 168H186V169H188ZM186 169H185V173H186ZM176 170H175V175L173 176V174H172L171 177H175L176 179H178V177H176V176L179 175V177H181L182 175L179 173L177 174ZM106 171H105V173H106ZM95 172H94V175H95ZM149 172H150V170H149ZM149 172H148V174H151V175L153 173H154V175L156 174L155 171L154 172L151 171L150 173ZM96 174H98V173H96ZM166 174H165V176H166ZM90 175H92V174H90ZM98 175H101V174H98ZM157 175H155V176H157ZM159 175H161V174H159ZM82 176H84V175H82ZM86 176H88V175L86 174ZM144 178H146V176ZM182 178L184 179V175L182 176ZM83 179H84V177H83ZM100 179H101V177H100ZM176 179H175V181L177 183ZM80 180H78V183L82 182V180L81 181ZM95 180L96 179H94L93 182ZM109 180H111V179H109ZM152 180H153V177H152ZM91 181L89 180V182H91ZM98 181L100 182V180H98ZM69 182L68 181L66 182L68 184V186L70 185ZM99 182H97V183L99 184ZM102 182H104V181H102ZM139 182H140V180H139ZM171 182L173 183L172 179H171ZM197 182H198V180H197ZM74 183H76V182H74ZM74 183H73V186H75ZM97 183L95 186H99V185H97ZM199 183H200V181H199ZM68 186L66 185V188ZM46 187H47V185H46ZM98 188H100V187H98ZM70 189H69V191H70ZM87 189H90V187L89 188L87 187ZM193 190H194V192L196 190L198 192V194L203 193V195L206 192L217 193L216 198H214V199L211 198L212 201H210L211 204L209 205V208L207 207L208 209H206V214L209 213V215H210V213H211V215L214 217L215 221H213V222H215V223L213 226H215L216 229H218V227L220 226V229H218V232L223 231L224 233H227V234L229 233L230 237H232L233 241L231 240L230 243L234 242L233 243L234 246L232 244L231 245H232V248L234 247V249H235V251L233 250L234 251L233 256L227 257V255L230 254V252L225 253L227 245H226V247L219 246V248H217L215 244H213V243L208 244V243H205L203 241V239L206 238L208 234H210L209 232H208V234L206 233L208 228L206 229L205 233H203L201 228L203 229L204 226L198 229L197 233H199V236H198L197 240L192 239L195 236H193V237L191 236L192 238L190 237V234H191V233H189L190 230L186 226V221H188L189 219L187 220L186 217L190 216L191 215L190 213L192 211H191L190 206L188 205V201L185 200L183 196L182 197L179 196V199H176V201L171 200V202H170L168 200L169 202H167L166 204H162V205L158 204V206L157 205L154 206L153 209H155L156 211H154L153 209H152V211L151 210L150 211L145 210L146 211L145 213H147L148 216H146V214H144V216H146V217L143 219H142V216L139 217V215H138L139 218L137 219L136 215L139 214V212H138V210L137 211L134 210V211H136V213L138 212L136 215H135V212L132 213L133 215H135V216H133L135 218H128L127 220L126 219L122 220L123 222H121L120 225H118V226L115 224H114V226L111 225L112 227L108 230L105 229L106 226H105L104 222L102 221V219H100L101 218L100 217L99 218L100 220H98V224H99L98 230L95 233H92V236H87L88 238L86 237L85 240H84V238L82 240L81 239L80 240L71 239L72 241H70L69 243H64L65 247L64 246L61 247L59 249L58 253H55V252H49L48 253L47 252L48 257L47 258L45 257V259H48L49 261H54V260L60 259V257H62L63 254L67 250H69V253L66 256V258L59 261L57 264H177L178 261H182V260H178L179 258H181L180 256H184L185 261H186V259H190V258H187L188 254H190L189 252L194 251L197 254V256H199L198 258L204 259L205 264H237L240 257H242L241 256L242 254H246V257L252 258L249 260L253 261V263H255V262L258 263L259 261H264V208H262V210L259 211L256 215H250V214H247L245 211H241L239 209L238 203L229 197V188H227V186L220 188L216 185V183L212 182L211 180L210 181L206 180V182H204L202 185L196 186V188H194ZM190 191H189V193H190ZM35 192H38V191L36 190ZM71 192H73V191L71 190ZM33 193H34V191H33ZM182 195H184V193ZM23 196H25V195H23ZM192 196H189V198L192 199L193 198ZM14 197H15V195L12 198H14ZM17 197H19V196H17ZM17 197L14 200H16ZM12 198H10V199H12ZM190 199H189V201H190ZM18 200H20V199H18ZM154 200H155V198H154ZM194 200H196V199H194ZM11 201L3 200V204L4 205L8 204ZM62 202H61V205L66 207L65 206L66 203L63 205ZM156 202H157V200H156ZM15 203H17V202L15 201ZM0 204H2V203H0ZM59 205H60V203H59ZM2 207H4V206L2 205ZM14 208H15V206H14ZM21 208H22V206H21ZM150 208H152V207H150ZM19 210H20V208H19ZM132 210L133 209H131V211ZM141 210L142 209H140L139 211H141ZM90 212H92V211H90ZM45 213H46L45 215H47V216L51 215L50 208H49V210L46 209ZM192 213H194V212H192ZM70 215H71V213H70ZM141 215H143V214H141ZM74 216H76V215H74ZM103 216H105V215H102V217ZM127 216H130V215H127ZM191 220L192 219H190V222H191ZM70 221H71V219H70ZM190 222L189 221L187 222V224H189V226H190ZM59 223H61V221ZM64 224L62 222L61 227H58V228L56 227L57 229L52 234H56L55 236L58 237V236H61L62 233L66 234L67 231L65 229H68V230L71 229L69 231L70 233L72 232V229L74 231L75 225H72L69 228V226L66 227ZM206 224H209V223H206ZM45 227H46V225L45 226H43V225L39 226L40 231H38V236H36L37 238L34 239L35 241H37L36 239H38L39 237L41 238V236H43V235L44 236L48 235ZM195 227L197 228L196 225H195ZM212 228L214 229V227H212ZM43 229H44V233H43ZM199 230H201V232ZM64 231H66V232H64ZM77 233H78V231H77ZM211 233H213V232L211 231ZM63 234H62V236L65 239L67 234L66 235L64 234L65 236ZM84 235H85V233H84ZM33 236H35V235H33ZM68 236H70V234ZM72 236H73V234L71 235V237ZM67 238H69V237H67ZM23 244L24 243H22L21 246ZM19 247H20V245H19ZM22 247H20V248H22ZM232 248H229L228 251L232 250ZM16 251H18V250H16ZM233 251H231V252H233ZM222 252H224L222 255L223 257L220 255ZM2 255H4L7 259L8 255H10V251H6ZM40 255H42V256H40L41 258L44 257L43 253H41ZM183 262H184V260H183ZM247 263H249V262H247ZM37 264H45V263H37Z\"/></svg>","mask_w":264,"mask_h":264}]
</instances>
